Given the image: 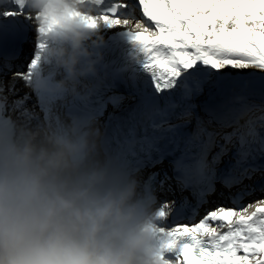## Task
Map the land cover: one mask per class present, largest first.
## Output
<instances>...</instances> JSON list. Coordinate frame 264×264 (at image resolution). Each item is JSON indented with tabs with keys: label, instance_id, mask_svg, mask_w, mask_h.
Segmentation results:
<instances>
[{
	"label": "snow or ice",
	"instance_id": "1",
	"mask_svg": "<svg viewBox=\"0 0 264 264\" xmlns=\"http://www.w3.org/2000/svg\"><path fill=\"white\" fill-rule=\"evenodd\" d=\"M11 2L16 10L0 12V39H19L24 30L18 18L26 12L23 0ZM100 3L106 5L101 10L108 28L133 23L134 5L128 0ZM139 7L147 21L136 22L140 31L121 34L150 73L154 92L170 91L140 92L136 116L140 134L133 131L121 142L120 155L136 170L171 157L181 190L190 189L197 203H204L216 191L217 181L228 189L241 185L257 171L253 162L264 158V106L251 102L257 92L264 97V76L232 71H264V0H139ZM32 63L34 58L26 72H15L13 77L25 81ZM29 99L25 95L15 100L12 109H29ZM255 109L261 114L250 118ZM177 114L185 123L169 124ZM193 119L195 128L188 130L185 125ZM158 177L153 172L148 178L150 189H163L170 179L167 173ZM250 194L236 192L232 208L210 211L192 227L166 231L161 226L165 264L181 258L182 264H264V200L244 207L241 201ZM185 207L196 214L191 205L182 204L177 211ZM249 208L255 210L249 213ZM210 222L217 224L213 227Z\"/></svg>",
	"mask_w": 264,
	"mask_h": 264
},
{
	"label": "clouds",
	"instance_id": "2",
	"mask_svg": "<svg viewBox=\"0 0 264 264\" xmlns=\"http://www.w3.org/2000/svg\"><path fill=\"white\" fill-rule=\"evenodd\" d=\"M101 6L23 0L38 37L25 82L43 115L0 99V264H165L171 206L158 205L96 116L68 111L98 84L111 29Z\"/></svg>",
	"mask_w": 264,
	"mask_h": 264
},
{
	"label": "bare ground",
	"instance_id": "3",
	"mask_svg": "<svg viewBox=\"0 0 264 264\" xmlns=\"http://www.w3.org/2000/svg\"><path fill=\"white\" fill-rule=\"evenodd\" d=\"M130 11H132L133 12V15L135 16V19L134 20H140L142 22H146L147 21V18L144 17L143 14L139 13L136 9H133V10L130 9ZM31 22H32V33H34V34L36 33V35H37L36 25L33 22V20H31ZM133 23H136V21H133ZM113 28H115V26ZM113 28H111V29H113ZM35 38H38V37L37 36H34L32 34L31 39L35 40ZM26 60H27V58L21 62V65L22 66L20 65L21 66V69H20L19 72H21V70H23V68L25 67ZM13 61H15V60H13ZM234 72H240L242 74L255 73L257 76H264V71H261L260 69H256V68H248V69H245L243 71H234ZM2 78L3 77L0 76V87H2L4 89V91L3 92H0V99L6 100V107L9 110V112H11L13 102L15 100H17V99L22 98L25 95H27L28 97H30V99L27 102V107L29 109H31V110H34L32 108L35 107V106H37V98L33 94V92L31 91V89L26 85V82L24 80L20 79V78H16L15 79L13 77V73H9L3 79ZM13 85H14V87H13ZM5 94H6V96H5ZM124 101H125V99L121 100L120 103H123ZM251 102L253 104L258 105V106H264V97H261L259 95V93L257 92L256 95H254L253 97H251ZM34 111H36V110H34ZM58 111H60V108H58ZM256 112L257 111L254 110L252 114H256ZM181 121H184V120H181ZM179 123H181V122H179ZM191 124H192V122L190 123V125ZM229 130H231V129H229ZM229 130L226 129L225 131H229ZM263 165H264V158L257 159L255 162H253V166H255L257 168V171L252 174V179H251L252 181L253 180L258 181L259 180V177L264 174V173H260V172L263 171L260 166H263ZM243 183L246 184L245 190H249L251 192L250 195L256 196V195H259V194H264V191L261 190V189H264V180L262 182L256 183L255 185L252 184L251 182H248V181H244ZM225 197H227V196H224V198ZM229 197H232V194ZM260 200H264V197H257V198H255L253 200V202L251 201L252 203L250 205H255ZM222 207H225L226 209L227 208H232L233 207V204L232 203H229L228 200H225L224 202H222ZM244 207H246V206H244ZM250 209L252 211L255 210L253 208H250ZM215 210H217V209H215ZM201 220H198L196 222H193L192 224L199 223ZM210 223L212 224L213 227H215L216 224H217V222H210ZM240 254H242V253H240Z\"/></svg>",
	"mask_w": 264,
	"mask_h": 264
},
{
	"label": "rangeland",
	"instance_id": "4",
	"mask_svg": "<svg viewBox=\"0 0 264 264\" xmlns=\"http://www.w3.org/2000/svg\"><path fill=\"white\" fill-rule=\"evenodd\" d=\"M133 21H140V20H133ZM142 22V21H141ZM135 24L136 23H132L131 25H127L128 27H131V28H133V29H137L136 27H135ZM118 26H120V25H116L115 26V28H117ZM122 26H125V25H122ZM229 26H231V25H229ZM107 28H105L104 30H106ZM103 30V31H104ZM153 30H154V28H153ZM139 31H140V29H139ZM29 63V62H28ZM27 63V64H28ZM243 70H245V69H241V70H232V71H243ZM225 71H228V69H225ZM7 84V83H6ZM5 96H6V94H5ZM255 111H257V116H251V114H250V117H253V119H255L256 117H258L261 113H260V111L258 110V109H255ZM192 122V121H191ZM191 122H189V123H191ZM229 130V129H228ZM229 131H231V130H229ZM258 159H262V158H258ZM228 162V157H226L225 159H224V161L222 162V166H224L226 163ZM257 197H264V194H259V195H256V196H253V197H251V198H249V200H247V201H249V202H247V203H250L251 201L253 202V200L255 199V198H257ZM251 202V203H252ZM254 209V208H253ZM252 212V210L249 208V213H251Z\"/></svg>",
	"mask_w": 264,
	"mask_h": 264
}]
</instances>
